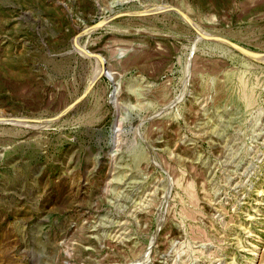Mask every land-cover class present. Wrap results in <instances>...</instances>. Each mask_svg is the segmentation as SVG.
<instances>
[{
    "label": "rangeland",
    "instance_id": "1",
    "mask_svg": "<svg viewBox=\"0 0 264 264\" xmlns=\"http://www.w3.org/2000/svg\"><path fill=\"white\" fill-rule=\"evenodd\" d=\"M0 264H264V0H0Z\"/></svg>",
    "mask_w": 264,
    "mask_h": 264
}]
</instances>
